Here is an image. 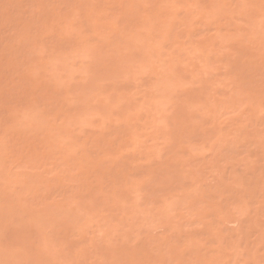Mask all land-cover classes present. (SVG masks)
<instances>
[{
    "label": "rangeland",
    "instance_id": "rangeland-1",
    "mask_svg": "<svg viewBox=\"0 0 264 264\" xmlns=\"http://www.w3.org/2000/svg\"><path fill=\"white\" fill-rule=\"evenodd\" d=\"M0 264H264V0H0Z\"/></svg>",
    "mask_w": 264,
    "mask_h": 264
}]
</instances>
